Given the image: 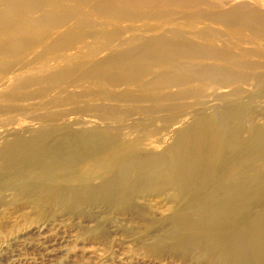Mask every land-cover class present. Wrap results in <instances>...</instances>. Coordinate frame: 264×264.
Returning a JSON list of instances; mask_svg holds the SVG:
<instances>
[{
    "label": "rangeland",
    "instance_id": "rangeland-1",
    "mask_svg": "<svg viewBox=\"0 0 264 264\" xmlns=\"http://www.w3.org/2000/svg\"><path fill=\"white\" fill-rule=\"evenodd\" d=\"M124 1L132 11L152 15L168 11L172 26L188 35L196 45L236 55L242 50L253 53L244 59L251 66L234 68L246 79L177 85L166 91L173 96L159 107L151 102L105 101L101 99L102 94L97 95V99L94 96L95 100L89 99V93L97 92L96 88L88 87L87 82L70 80L64 86H48L45 97L34 95L44 85L26 84L23 91L33 93L32 97L11 100L5 96V90L16 76L41 77L57 70L39 68L37 63L34 64L37 70L32 71L28 62L36 50L17 49L0 56V147L23 135L67 124L77 126L74 122L101 126L94 108L103 103L127 114L119 121L123 127L117 131L120 138L126 139L124 147L136 141V146H130L134 151L144 155L155 153L167 164L174 153L171 145L182 129L195 122L204 111L227 110L239 105L244 111L238 135L235 139L227 136L228 145L218 154L206 178L211 180L222 174L255 169H260L264 178V39L253 40L250 27L243 26L237 33L222 23L206 19L237 4L244 5L249 13L264 15V0ZM186 17L192 22H184ZM165 20L163 17L113 23L98 17L92 24L102 30L99 35L112 36H101L92 42L88 39L91 45L88 48L71 45L66 53L78 56L91 50L96 53L95 58H102L119 43L125 42L121 47H131L127 42L134 35H161L165 32ZM235 20L238 22L237 18ZM63 29H58L57 34ZM31 35L27 34L29 38ZM105 45L106 48H102ZM200 62L217 63L214 60ZM48 64L56 63L49 61ZM4 65L11 70H3ZM125 89L116 87L112 92ZM66 95L74 100L65 99ZM51 97L56 99L55 103L49 102ZM138 107L149 111L141 112ZM202 147L200 170L209 159L205 144ZM122 148L110 145L77 158L69 156L60 164L0 161V264H239L229 257L226 238L221 239L216 232L197 225L188 228L186 234L198 237L199 241L182 246L180 237L176 236L175 223L188 213L191 202L188 193L176 199L168 191L139 186L138 194L122 197L125 186L117 183L110 187L111 194L105 198L104 192L96 195L74 192L78 188L96 187L112 177L118 165L107 155L116 154ZM134 178L129 175L127 181ZM249 249L247 264H259L254 250Z\"/></svg>",
    "mask_w": 264,
    "mask_h": 264
},
{
    "label": "bare ground",
    "instance_id": "bare-ground-1",
    "mask_svg": "<svg viewBox=\"0 0 264 264\" xmlns=\"http://www.w3.org/2000/svg\"><path fill=\"white\" fill-rule=\"evenodd\" d=\"M128 6L124 0H0V56L14 53L17 49H35L36 53L28 62L32 71L37 70L34 68L37 63L39 68H57L41 77L16 76L5 90V96L11 100L29 99L33 93L24 92L25 85L38 83L44 86L34 95L45 97L48 86H64L70 80L87 82L88 87L96 88L97 92L89 93V99L95 100L102 94L101 99L105 101L151 102L155 103L154 107H159L173 96L166 91L177 85L246 79L234 68L251 66L244 59L253 53L242 50L236 55L196 45L188 35L172 26L168 11L152 15L140 10L132 11ZM35 14L38 15L35 17ZM98 17L113 23L165 17V32L161 35H134L127 42L131 47H121L125 42L119 43L102 58H95L96 53L91 50L78 56L66 53L71 45L88 48L91 46L88 39L92 42L101 36H112L99 35L102 30L92 24ZM200 17L203 16L200 14ZM183 19L184 22H192L187 17ZM206 19L222 23L237 33L244 27H250L253 40L264 39V15L249 13L242 4ZM61 28L64 29L57 34ZM28 33H32L30 38ZM200 36L203 37H197ZM102 48L105 49L106 45ZM202 60L217 63L201 64ZM49 61L56 64L52 66ZM2 69L9 72L11 67L4 65ZM121 86L127 89L112 92ZM65 99L74 100L68 95ZM49 102L55 103L56 99L51 97ZM243 108L237 105L227 110L215 108L204 111L195 122L178 133L171 145L173 156L167 164L155 153L144 155L134 151L130 146H136V141L127 146L130 148L124 147L126 139L120 138L117 131L123 127L119 121L126 113L103 103L94 108L98 112L95 117L103 125L86 126L82 121L73 123L77 126L67 124L23 135L1 145L0 161L60 164L69 156L77 158L110 145L123 146L116 154L107 155L118 165L112 177L96 187L78 188L74 192L79 195L104 192L105 198L111 194L110 187L117 183L125 186L122 197L138 194L141 192L139 186L168 191L176 199L188 193L191 198L186 210L188 213L180 215L175 223L176 236L180 237L182 246L199 241L198 237L186 234L188 228L197 225L203 230L216 232L221 239L226 238L229 257L238 260L239 264H247L249 248L254 250L259 264H264V178L260 169L226 173L211 180L206 178L218 154L227 147V136L237 137ZM137 110L149 111L141 107ZM203 144L209 152V159L200 170ZM129 175L135 178L127 181Z\"/></svg>",
    "mask_w": 264,
    "mask_h": 264
}]
</instances>
